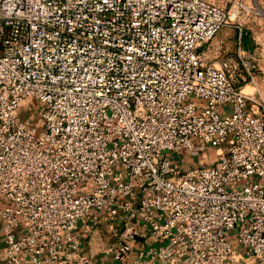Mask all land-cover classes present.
Masks as SVG:
<instances>
[{"label": "built area", "instance_id": "obj_1", "mask_svg": "<svg viewBox=\"0 0 264 264\" xmlns=\"http://www.w3.org/2000/svg\"><path fill=\"white\" fill-rule=\"evenodd\" d=\"M223 1L0 0V264H94L100 229L120 264H264L256 63L198 51Z\"/></svg>", "mask_w": 264, "mask_h": 264}, {"label": "crops", "instance_id": "obj_2", "mask_svg": "<svg viewBox=\"0 0 264 264\" xmlns=\"http://www.w3.org/2000/svg\"><path fill=\"white\" fill-rule=\"evenodd\" d=\"M254 38L249 36L245 26L239 25L236 27L233 23H229L223 27L209 42L203 43L199 46L198 51L201 53L205 62L212 64L216 68H220L223 61L228 60L234 63L236 58V49L240 45L246 51L253 54L256 69L260 63V47ZM257 94L254 96L256 97ZM225 106H222L224 108ZM187 160V165L191 164L193 159L189 160L184 157L183 162ZM195 162V161H193ZM198 162V161H196ZM185 165V166H187ZM78 234L84 240L86 251L91 253L94 258V264H120L112 260L110 254L107 252L110 246V237L105 234L103 230H96L92 235L88 236L83 231Z\"/></svg>", "mask_w": 264, "mask_h": 264}, {"label": "rangeland", "instance_id": "obj_3", "mask_svg": "<svg viewBox=\"0 0 264 264\" xmlns=\"http://www.w3.org/2000/svg\"><path fill=\"white\" fill-rule=\"evenodd\" d=\"M216 2L224 3L222 0H215ZM226 10L230 13H236L238 21L241 26H245L249 36L253 37L254 42L260 47V63L256 71H254L255 85L248 84L243 91L251 94H257L256 98L264 100V0H230L226 3ZM236 25V22H234ZM258 90V92H257ZM30 108V109H28ZM39 104L33 100L30 104L25 102L20 103V117L23 120H28L32 116L30 126H34L38 131L40 130V112ZM32 110V111H30ZM170 156L176 158L175 152H169ZM181 156H183L181 154ZM177 159V158H176ZM214 160V151L210 150L207 156H197L193 161H201V163H210ZM179 165L185 166L188 161L179 160ZM88 185V183H85ZM238 228L230 231L231 237H236ZM235 244V242H233Z\"/></svg>", "mask_w": 264, "mask_h": 264}]
</instances>
